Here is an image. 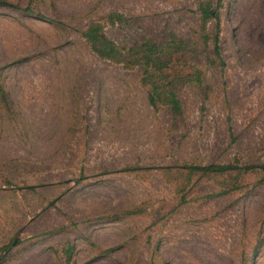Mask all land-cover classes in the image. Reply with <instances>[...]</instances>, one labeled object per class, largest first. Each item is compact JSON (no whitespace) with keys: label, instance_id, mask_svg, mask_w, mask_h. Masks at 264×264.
Here are the masks:
<instances>
[{"label":"rangeland","instance_id":"obj_1","mask_svg":"<svg viewBox=\"0 0 264 264\" xmlns=\"http://www.w3.org/2000/svg\"><path fill=\"white\" fill-rule=\"evenodd\" d=\"M4 1L0 264H264V173L179 168L264 166V0H222L221 68L197 0ZM93 22L117 44L186 43L175 70L202 76L179 88L180 116L89 50Z\"/></svg>","mask_w":264,"mask_h":264},{"label":"trees","instance_id":"obj_2","mask_svg":"<svg viewBox=\"0 0 264 264\" xmlns=\"http://www.w3.org/2000/svg\"><path fill=\"white\" fill-rule=\"evenodd\" d=\"M0 6H12L4 0H0ZM222 0L196 1L197 38L201 43L211 42L213 61L211 64L221 68L224 63L219 46L220 25L219 12ZM24 13L34 14L36 17L52 22L42 15L33 13L28 7L22 9ZM107 24L122 26L127 23L124 16L117 13H109L105 18ZM212 23L210 32L208 24ZM89 50L100 60L121 65L124 69H138L140 81L146 88V100L150 107L155 108L158 104L166 106L173 117L181 114L180 101L177 92L181 85L186 83L200 84L201 72L193 66H188V73L176 71L175 61L181 54H186V43L169 34L164 41H144L141 44L131 46L117 44L110 40L103 31L99 22L90 23L81 33ZM189 174L201 173L203 175L218 176L231 172L245 173L254 168H259L264 173V166H240L237 161L232 164H209L205 166L184 165L179 167ZM129 170V169H128Z\"/></svg>","mask_w":264,"mask_h":264},{"label":"water","instance_id":"obj_3","mask_svg":"<svg viewBox=\"0 0 264 264\" xmlns=\"http://www.w3.org/2000/svg\"><path fill=\"white\" fill-rule=\"evenodd\" d=\"M14 243H15V238H14V240H13V242H12V244H11V245H14Z\"/></svg>","mask_w":264,"mask_h":264}]
</instances>
